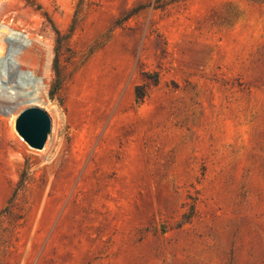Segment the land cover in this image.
Wrapping results in <instances>:
<instances>
[{
	"label": "rangeland",
	"instance_id": "374dc122",
	"mask_svg": "<svg viewBox=\"0 0 264 264\" xmlns=\"http://www.w3.org/2000/svg\"><path fill=\"white\" fill-rule=\"evenodd\" d=\"M6 50L0 264H264V0H0Z\"/></svg>",
	"mask_w": 264,
	"mask_h": 264
},
{
	"label": "water",
	"instance_id": "95a60500",
	"mask_svg": "<svg viewBox=\"0 0 264 264\" xmlns=\"http://www.w3.org/2000/svg\"><path fill=\"white\" fill-rule=\"evenodd\" d=\"M50 129V119L45 111L33 107L22 111L16 121L15 130L25 143L33 149H42Z\"/></svg>",
	"mask_w": 264,
	"mask_h": 264
},
{
	"label": "bare ground",
	"instance_id": "6f19581e",
	"mask_svg": "<svg viewBox=\"0 0 264 264\" xmlns=\"http://www.w3.org/2000/svg\"><path fill=\"white\" fill-rule=\"evenodd\" d=\"M16 45L17 44L14 43V45L12 46L15 47ZM11 51L12 50H9L7 52L6 50V52H4V54L2 55V60L0 61V112L2 113H5L6 110L9 111L11 109H14L18 101L23 98V94L16 90L21 87V84L15 79H11V77L7 79L9 71L5 69L4 64L5 60L7 62V57L11 55ZM1 78H3V80H1ZM5 81L14 83V85L6 88Z\"/></svg>",
	"mask_w": 264,
	"mask_h": 264
},
{
	"label": "trees",
	"instance_id": "16d2710c",
	"mask_svg": "<svg viewBox=\"0 0 264 264\" xmlns=\"http://www.w3.org/2000/svg\"><path fill=\"white\" fill-rule=\"evenodd\" d=\"M147 78H153L151 81L153 84H156L158 81L156 75H153V77L147 76ZM145 95H146V86L145 85L135 87L134 96H135V100L137 103H140L144 99Z\"/></svg>",
	"mask_w": 264,
	"mask_h": 264
}]
</instances>
